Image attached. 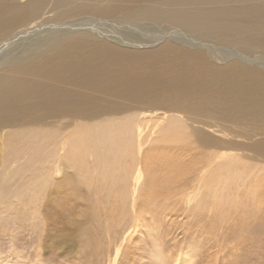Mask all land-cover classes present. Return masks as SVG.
<instances>
[{
	"label": "bare ground",
	"instance_id": "1",
	"mask_svg": "<svg viewBox=\"0 0 264 264\" xmlns=\"http://www.w3.org/2000/svg\"><path fill=\"white\" fill-rule=\"evenodd\" d=\"M231 128L264 133V0H0L3 164L14 157L30 169L52 148L78 171L96 165L104 175L122 162L123 183L133 179L139 196V172L147 181L160 172L185 192L174 145L188 146L189 135L204 148L243 147L236 131L224 133ZM247 147L264 152L262 141ZM32 170L23 187L47 176ZM5 184L13 187L0 181V194ZM257 219L241 238L260 250Z\"/></svg>",
	"mask_w": 264,
	"mask_h": 264
},
{
	"label": "rangeland",
	"instance_id": "2",
	"mask_svg": "<svg viewBox=\"0 0 264 264\" xmlns=\"http://www.w3.org/2000/svg\"><path fill=\"white\" fill-rule=\"evenodd\" d=\"M231 129L224 133L236 131L239 138L233 140L243 147L204 148L189 135L188 146L174 145L169 154L184 167L178 183L185 192L178 184L168 185L160 172L153 181L139 172V196L133 179L123 183L122 162L104 175L96 165L90 167L94 173L78 171V162L63 158V152L55 160L52 148L39 153L44 161L36 156V166L30 161V169L21 159L4 164L0 159V172L10 167L19 174L0 177L13 185L5 184L0 194V264H264V247L250 248L241 238L259 226L257 217H264V152L247 147L264 142V133L246 138V131ZM214 154L223 157L212 160ZM37 166L47 176L33 174V187H23L24 176ZM202 178L216 188L215 196L201 186ZM145 185L158 193L149 196Z\"/></svg>",
	"mask_w": 264,
	"mask_h": 264
}]
</instances>
